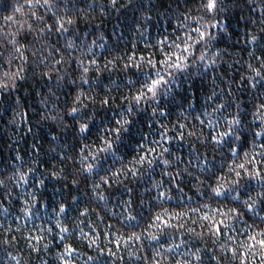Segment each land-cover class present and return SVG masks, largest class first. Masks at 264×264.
<instances>
[{
	"label": "trees",
	"instance_id": "trees-1",
	"mask_svg": "<svg viewBox=\"0 0 264 264\" xmlns=\"http://www.w3.org/2000/svg\"><path fill=\"white\" fill-rule=\"evenodd\" d=\"M208 2L0 0V264H264V0Z\"/></svg>",
	"mask_w": 264,
	"mask_h": 264
},
{
	"label": "snow or ice",
	"instance_id": "snow-or-ice-1",
	"mask_svg": "<svg viewBox=\"0 0 264 264\" xmlns=\"http://www.w3.org/2000/svg\"><path fill=\"white\" fill-rule=\"evenodd\" d=\"M112 3H113V5H115L116 0H112ZM35 4L36 5H40V0H35ZM40 6H47V7L50 8L52 5L50 3V0H44L43 5H40ZM205 7L207 9H209V10H213L216 7V0H209V2L205 5ZM37 20L38 21H42L43 17H37ZM67 23L68 24H72L73 21L72 20H68ZM53 30L55 32H58V33H61V34H63L64 32L68 31V29L65 28L63 23H60L59 27H56V21H53V23L51 25H49V26H46V28L41 29V31H48V32H51ZM195 31L197 33H199V35L201 37H203L204 34H205L203 32H200V30L198 28L195 29ZM255 39H256V37L253 36L252 40H255ZM93 43H95V41H93ZM68 47H72L71 42H69ZM190 47H191V45H189V48ZM203 58L204 57L201 56V59H203ZM180 61H181V58H179V57L177 58V62L176 63H169L168 61H162L165 64V66H166L165 67L166 71L168 69H172V71H168L167 72V75H168L169 79H165V77L162 76L159 71H157L155 73V75H156L155 79H151L150 83H148L146 81L145 84L142 85V88L146 89V92L142 91L140 95L135 97L136 102L139 103L141 99H147L149 101L155 99L156 96L160 94V89L161 88H164V90H165L164 94L167 95L169 93V91H170V85H172L174 83L173 72L174 71L175 72H182L184 70V68L186 67V65L183 64ZM148 63L151 65L152 61H148ZM153 67H155V65H153ZM84 71L87 72L88 69L85 68ZM257 75H259V73H257ZM83 82L84 83H88V81H83ZM176 86L179 87V85H176ZM146 93H151V96L150 97L147 96ZM76 99L79 100L80 97L77 96ZM103 103H109V101L105 100V101H103ZM73 113H78V109L75 108V107L71 108V110L68 112V115L71 116ZM233 123H237L238 124L239 121L238 120H234ZM87 130H88V125L87 124H81L80 125V128H79L80 133H84ZM225 135H227V134L225 133ZM256 135H261V133H256ZM142 160H143V157H141V161ZM165 163H167V161H165ZM241 167H243V166H241ZM87 171L91 172L92 171V167L89 166ZM20 178L23 179V174H21ZM101 179L103 180V177H101ZM73 183H77V181L74 180ZM129 191H131V190H129ZM215 192H216V195H220L221 194L218 189L215 190ZM240 195H241L240 193H237V195L233 196L232 199L233 200H238ZM101 198L103 199V197H101ZM254 203L255 202L252 200L251 196L248 197V200L243 201V205L248 211H253L254 210V208H253ZM61 210H63V209H61ZM218 231H222V229H218ZM260 243H261L262 246H264V240H261Z\"/></svg>",
	"mask_w": 264,
	"mask_h": 264
}]
</instances>
